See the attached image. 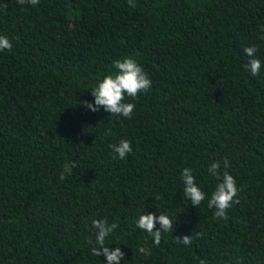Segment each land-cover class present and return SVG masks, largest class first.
<instances>
[{"label":"trees","instance_id":"trees-1","mask_svg":"<svg viewBox=\"0 0 264 264\" xmlns=\"http://www.w3.org/2000/svg\"><path fill=\"white\" fill-rule=\"evenodd\" d=\"M133 2L0 0L13 44L0 51V264H107L88 243L100 219L119 225L105 244L125 253L120 264H264V0ZM128 57L152 80L125 98L131 119L84 107ZM121 139L124 160L110 147ZM216 161L241 189L226 220L207 206ZM185 168L206 194L198 207ZM146 212L173 221L159 246L136 226Z\"/></svg>","mask_w":264,"mask_h":264},{"label":"clouds","instance_id":"clouds-1","mask_svg":"<svg viewBox=\"0 0 264 264\" xmlns=\"http://www.w3.org/2000/svg\"><path fill=\"white\" fill-rule=\"evenodd\" d=\"M21 5L28 3L36 6L39 0H17ZM131 7H135L133 0H128ZM13 44L11 40L0 35V51L11 50ZM257 48L250 46L244 48V53L250 58L247 68L252 76H257L262 67V61L255 58ZM115 71L104 76L95 87L91 90V95L94 97V104L88 101L80 102L84 107L92 112H98L101 107L105 112L111 113L112 116H122L131 119L135 104L125 102V98H136L139 94L147 92L152 87V80L144 71L143 67L135 58L128 57L122 61L114 62ZM114 155V159L124 160L126 156L132 152V144L126 139H121L118 144L110 146ZM224 167L229 166V162L224 160ZM76 162H65L63 171L60 174V180H64L66 175H71L76 167ZM221 164L219 161L213 162L208 168L211 176L215 177L220 182L216 184L215 190L211 193L207 200L208 208L215 209L214 217L219 219H227L226 210L233 206L234 203H239L238 194L241 191L237 187V181L227 171L221 174ZM222 176V179H221ZM184 185V196L190 200L194 207H198L206 199V194L196 184L195 177L192 174L191 168H185L181 174ZM157 223L159 228H156ZM92 225L95 229V241H88L92 244L91 255L99 257L103 255L106 258L107 264H120L124 259L125 253L120 247L110 249L105 244L106 238L113 233L119 226L117 223L109 224L107 219L93 220ZM173 221L167 214L145 213L139 216L136 220V226L145 231L153 238L156 246H159L163 234L173 231ZM178 244L188 246L192 243L191 236L176 237ZM139 252L145 256L151 255V250L141 246ZM199 264H206L205 260L201 259Z\"/></svg>","mask_w":264,"mask_h":264}]
</instances>
